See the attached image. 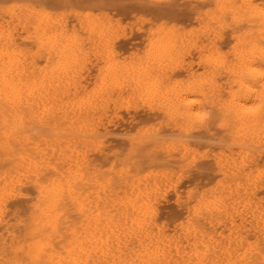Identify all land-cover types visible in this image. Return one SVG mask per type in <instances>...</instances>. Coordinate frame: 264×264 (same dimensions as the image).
Wrapping results in <instances>:
<instances>
[{"label": "bare ground", "instance_id": "6f19581e", "mask_svg": "<svg viewBox=\"0 0 264 264\" xmlns=\"http://www.w3.org/2000/svg\"><path fill=\"white\" fill-rule=\"evenodd\" d=\"M196 1L211 6L197 35L209 43L194 45L208 50L206 71L182 84L165 74L184 50L173 26H158L123 64L109 23L91 11L0 0V264H264V1ZM223 31L226 53L214 45ZM118 101H139L185 133L213 115L225 131L214 170L176 197L181 216L162 218L158 194L201 174L195 154L187 161L192 142L145 129L128 154L91 156ZM150 142L146 165L135 155Z\"/></svg>", "mask_w": 264, "mask_h": 264}, {"label": "rangeland", "instance_id": "374dc122", "mask_svg": "<svg viewBox=\"0 0 264 264\" xmlns=\"http://www.w3.org/2000/svg\"><path fill=\"white\" fill-rule=\"evenodd\" d=\"M263 1L255 0L256 3ZM39 3L45 6L48 11L57 14H66L68 9L88 10L96 15L99 21L108 22L110 26L108 36L111 39V46L118 53L115 60L123 64L135 61L143 54L149 39L152 37L150 34L155 32L158 26H173L177 33L183 37L184 50L183 52L180 51V54L173 60L172 63L175 65H172L174 67L167 68L165 74L170 76V80L186 84L190 82L192 77L204 75L206 71L203 60L208 54V50L199 51L198 48L194 47L199 40H201L199 41L201 45L209 43L208 36H202L200 39L197 37L200 27L206 22L205 11L211 7L204 2L196 0H39ZM68 15L66 18L71 21L72 16ZM231 34L230 31H223L219 38H215L214 45L221 52L226 53L230 48L233 41ZM186 41L187 43H185ZM94 61V56H91L89 58L90 75L86 78L89 90L97 73V68L92 65ZM122 102L118 101L115 105L111 104L102 116L98 128V138L101 140L100 148L98 150L94 148L90 152L91 156L108 164L113 159L111 155L128 154L132 150L130 138L138 136V130L145 129L156 132V135L160 137L179 138L192 142L195 152L188 156L187 161L191 160L195 154L197 161L192 169H198L201 174L193 173L177 182L173 181L172 184L175 183V188L163 187L158 194L159 211L162 218L173 219L181 216L182 206L177 203L176 197L179 195V201L183 200L188 188L201 185L204 176L209 175L214 170L215 164L210 160L211 154L214 152L212 148L225 144L227 138L224 136L225 131L217 126V119L213 115L210 118L208 128L185 133L167 125L161 114L141 105L139 101L131 105ZM202 110L209 115L210 111L204 105ZM152 145L151 142L144 145L145 147L141 149L142 153L137 152L135 155L143 164L147 165L151 161L148 155H144V152ZM201 155H206V157L201 158ZM159 156L162 157L163 154ZM135 157L133 156V158ZM171 162L176 166L186 163L175 160ZM259 165L264 167V155L260 159ZM175 189L178 191L177 194Z\"/></svg>", "mask_w": 264, "mask_h": 264}]
</instances>
